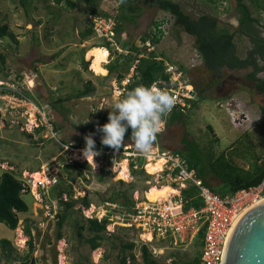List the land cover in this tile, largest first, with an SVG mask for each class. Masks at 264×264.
I'll return each instance as SVG.
<instances>
[{"label": "rangeland", "instance_id": "374dc122", "mask_svg": "<svg viewBox=\"0 0 264 264\" xmlns=\"http://www.w3.org/2000/svg\"><path fill=\"white\" fill-rule=\"evenodd\" d=\"M71 2L74 8L56 0H0V24L8 27L7 34L0 37V53L6 57V68L0 76V175L9 171L28 186L22 197L29 206L27 212L18 214L14 230L0 223V240H9L12 247L3 253L0 246V264H21L26 257L35 258L39 264H121L123 258L126 264H132L133 256L136 264H143L144 245L158 264H182L198 258L202 249L200 240L181 244L151 238L128 222L123 196L129 205L133 202L135 206L148 200L151 187L169 188L162 169L148 173L149 162H144L145 173H134L129 152L123 153L122 158L116 157L122 154L109 157L103 145V149H95L98 155L86 158L84 148L76 146L83 134L88 135L107 122L110 109L105 106L127 93L126 86L138 63L128 60L124 54L132 43L140 48V37L152 32L153 21L162 23L163 37L156 46L149 43L147 46L154 49L155 56L164 58L165 68L171 66L178 71L199 68L201 60L194 49V39L180 32L177 40L171 15L140 1V10L130 12L138 14L136 23L130 24L118 38L114 37L109 49L106 48L108 58L103 64L106 73L97 72L91 65L95 50L102 47H92L102 44L104 38L95 30V22L110 19L115 25L120 0H95L94 5L85 0ZM195 3L203 10L216 11L219 19L238 26L229 1L195 0ZM260 4L263 9L255 16L264 24V0ZM94 9L99 17L92 15ZM184 9L195 15L193 9ZM91 24L94 35L82 39L80 32ZM261 36L264 38V30ZM234 42L238 53L244 55L250 44L248 40L237 34ZM52 54H57L55 59L47 60ZM43 61L46 63L42 64ZM119 75L124 76L121 81ZM197 75L191 74L195 81H198ZM232 78L231 83L214 89V98L226 99L198 101L188 113L185 126L175 123L165 127L158 138L162 146L170 151L180 149L186 132L201 146L210 145L216 155L224 152L235 171H251L254 157L246 155V159H241L246 153L235 146L238 140H243L244 145L239 149L250 146L255 156L264 158V115L260 111L264 108V93L244 87L242 73H233ZM180 81L161 89L169 92L182 85L189 99L197 100L191 78L183 76ZM86 86L91 88L90 94L76 97ZM17 94L32 100H22ZM53 101L57 103L56 108L52 107ZM48 120L58 124L57 135L51 132ZM102 135L92 136L100 139ZM231 146L234 149L230 150ZM128 148L134 151V143L127 142L125 149ZM123 162H126V172ZM83 163L89 167L74 166L70 173L65 170V166ZM210 180L215 187L222 184L220 178ZM68 185L72 187L71 197ZM84 196L88 207L80 200ZM71 199L77 201L66 208L62 202ZM62 213L67 217L62 237L58 239L57 223ZM90 218L108 220L104 238L95 250L87 242L91 237L87 230ZM27 229L33 238L32 251Z\"/></svg>", "mask_w": 264, "mask_h": 264}, {"label": "trees", "instance_id": "16d2710c", "mask_svg": "<svg viewBox=\"0 0 264 264\" xmlns=\"http://www.w3.org/2000/svg\"><path fill=\"white\" fill-rule=\"evenodd\" d=\"M26 1V0H23ZM65 1L70 8H74L75 4L71 0H56L57 3ZM88 4L94 5L95 0H85ZM140 1H146L147 6L151 8H157L158 10L164 11L171 15L174 19L173 27L176 29L177 40H180V32H184L194 39V49L198 53L201 65L199 68L193 71L182 70L183 76L191 78V85L193 87V92L197 97V100L186 99L185 106H175L172 111L164 117L165 127H169L175 123H181L185 126L187 123L188 113L191 109L195 108L198 101H213V100H224L222 98H214L213 93L215 87L220 85L231 83L233 79V73H242L243 79L246 81L244 87H250L256 93H264V38L261 36V31L264 30V24H262L258 17L255 16L256 13H260L262 6L261 0H227L232 4L233 13L238 19V30H232L229 27L218 22L217 12H210L208 10H203V12H196L192 15L185 11L184 7L181 6L180 0H120L119 11L120 14L115 18L114 33L115 37L118 38L121 33H123L130 24L136 23L138 19V14H133L134 12L140 10ZM215 1V0H211ZM226 1V0H225ZM215 10V8H213ZM205 12V13H204ZM93 16L99 17V12L94 9L92 11ZM153 30L150 34H145L140 37V48L138 45L132 43L126 50L128 60H135L138 64L134 65L133 72L131 76V81L126 86L125 91H129L137 85H155L158 88H164L165 85L171 84V75L166 71L165 60L162 56H155L154 49H150L149 45L156 46L160 43L163 37L162 23L153 21ZM8 32L7 25L0 24V37H3ZM241 35L243 38L248 40L249 47L244 55L238 53V47L234 42L236 35ZM81 38L86 40L94 35L93 24L87 29L80 32ZM111 42L104 39L102 44H95L92 48L104 47L108 48L111 46ZM121 53V52H120ZM57 54H52L47 60H54ZM46 60V59H44ZM45 64L46 62H41ZM180 67H182L180 65ZM6 68V57L3 53H0V76ZM106 70V69H105ZM104 70V71H105ZM106 71L104 72V74ZM192 73L199 76L198 81L194 80L191 76ZM259 74V75H258ZM124 78L123 75L118 76V80L121 81ZM235 79V78H234ZM249 83V84H248ZM190 88V87H189ZM188 89V87H187ZM91 88L86 86L85 89L78 94L76 97H83L89 95ZM25 96V95H22ZM29 101L32 100L31 97L25 96ZM34 101V100H33ZM52 107L56 108L57 103L52 102ZM260 111L264 115V108H260ZM52 124V131L57 135L59 131V126L55 121H50ZM86 129H83L85 131ZM91 135L102 134L97 129L89 132ZM131 129L125 135V140L123 146L114 150L110 147L104 146L106 153L109 157H113L115 154L113 152H125L131 149H125L126 143H134L130 138ZM161 133L156 137L154 144H159L162 149L166 147L158 141L160 139ZM86 134L81 136L79 143L76 144L77 147L85 148ZM95 149H103V144L100 139H95ZM182 147L176 149L173 152L178 153L181 157L185 159L188 165V169L195 172V174L202 179L203 183L212 189L213 192L224 197L227 195H233L241 189H247L256 186L261 183L264 179V158L260 156H255L253 154L250 146H245L243 140L237 141L238 150L245 152L242 154L241 159H246L248 157H254V162L252 163V169L249 172L235 171L236 169L231 164L230 160L226 159L227 155L221 152L216 155L212 150L210 145L201 146L195 139L190 138L188 133H184L181 139ZM62 144L67 145L66 142ZM234 149L231 146L230 150ZM238 152V151H237ZM116 157L122 158V155H117ZM137 163V167H134ZM144 160L141 158L136 159V161H130V168L132 172L145 173L143 168ZM87 168L89 165L87 163L68 165L65 166L67 173L72 167ZM211 177L220 178L222 184L220 187H215L211 183ZM69 179L71 177L69 176ZM69 191L68 195L71 197L72 187L68 185ZM28 190V186L24 184L22 180L16 177L9 171H4L0 175V223H3L10 230H14L18 225V214L25 213L28 211L29 206L27 202L22 197L23 193ZM184 196L188 202L185 207H194L200 209L202 203L199 198L196 197V191L194 188L189 187L184 190ZM122 204L124 205V211L127 213V217L133 213V202L129 205V202L125 200L123 196ZM85 206H89V202L86 196L80 199ZM77 200H70L69 202H62L66 208H71ZM57 223L58 234L57 238L62 237V227L66 220L67 215L62 213L59 216ZM129 220V219H128ZM108 224L107 219H87V230L91 233V237L87 239V242L91 250H95L100 246V241L104 238L103 233L106 231V226ZM204 226L200 233L195 238L200 240L202 248V236H203ZM28 245L30 251L33 250V238L31 232L27 229ZM0 246L3 253L9 248L11 249V243L7 239L0 240ZM142 262L143 264H158L154 260L148 250L144 245L142 246ZM201 253L198 258H193L192 260L185 261L182 264H202ZM21 264H39L35 258L26 257ZM121 264H126V259L121 260ZM132 264H136L135 257L133 256Z\"/></svg>", "mask_w": 264, "mask_h": 264}, {"label": "built area", "instance_id": "2783aa9c", "mask_svg": "<svg viewBox=\"0 0 264 264\" xmlns=\"http://www.w3.org/2000/svg\"><path fill=\"white\" fill-rule=\"evenodd\" d=\"M95 23V30L99 35L113 43L115 33L112 20L97 19ZM166 71L170 73L173 83L182 82L181 71L174 70L171 66H168ZM182 90V85L178 89H169V93L176 97L175 106H185L186 99L190 97ZM16 97L27 100L21 94H17ZM48 125L53 132L52 124L49 122ZM164 129L165 121L162 119L159 133ZM125 152L130 153V161L134 162L138 158L143 159L145 163L162 160V177L176 190V193H168L164 198L137 203L128 222L151 235V238L156 237L181 244L191 243L204 226L201 263L222 264L224 251L234 227L248 209L264 200V179L256 186L222 197L206 186L195 172L188 169L183 157L173 151L162 149L157 143L153 144L147 154H139L135 149ZM125 152L113 153L125 154ZM142 166L144 167V163ZM134 167H137V163ZM189 187L196 191V197L202 203L200 209L185 207L188 200L184 196V190Z\"/></svg>", "mask_w": 264, "mask_h": 264}, {"label": "clouds", "instance_id": "9594fccd", "mask_svg": "<svg viewBox=\"0 0 264 264\" xmlns=\"http://www.w3.org/2000/svg\"><path fill=\"white\" fill-rule=\"evenodd\" d=\"M175 104L176 97L167 90L155 85L135 86L122 99H116L105 106L110 109L108 120L97 126V130L103 134L101 143L118 150L123 146L128 129H131L130 138L136 152L149 153L160 131L162 119L172 111ZM84 139V156L87 158L89 155H98L93 136L88 134Z\"/></svg>", "mask_w": 264, "mask_h": 264}, {"label": "water", "instance_id": "95a60500", "mask_svg": "<svg viewBox=\"0 0 264 264\" xmlns=\"http://www.w3.org/2000/svg\"><path fill=\"white\" fill-rule=\"evenodd\" d=\"M217 20L232 30H238L232 24ZM222 264H264V200L248 209L234 227Z\"/></svg>", "mask_w": 264, "mask_h": 264}, {"label": "bare ground", "instance_id": "6f19581e", "mask_svg": "<svg viewBox=\"0 0 264 264\" xmlns=\"http://www.w3.org/2000/svg\"><path fill=\"white\" fill-rule=\"evenodd\" d=\"M95 57L92 61V69L97 71V72H103L104 68H103V64L106 63L107 61V58H108V52H107V49L102 47V48H98L95 50ZM188 89H190L188 87ZM90 156V155H89ZM88 158V157H87ZM162 163L163 161L162 160H159L155 163H148L146 165V170L148 173H155V172H158L162 169ZM123 171L126 172L127 171V167H126V162H123ZM164 186V185H163ZM166 186H169V185H166ZM162 187V186H160ZM176 190L174 188H172L171 186H169V188H164V189H161V188H158V187H151L150 189V196L156 198H152L150 196H148V200L150 201H154V200H157L159 198H164L166 197V195L168 193H176L175 192Z\"/></svg>", "mask_w": 264, "mask_h": 264}, {"label": "flooded vegetation", "instance_id": "af4514ba", "mask_svg": "<svg viewBox=\"0 0 264 264\" xmlns=\"http://www.w3.org/2000/svg\"><path fill=\"white\" fill-rule=\"evenodd\" d=\"M180 4L182 7H189L194 10V12H203V9L200 7H197V4L195 3V0L192 2H189L188 0H180Z\"/></svg>", "mask_w": 264, "mask_h": 264}]
</instances>
